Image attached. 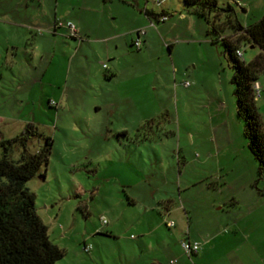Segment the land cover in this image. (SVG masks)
Returning a JSON list of instances; mask_svg holds the SVG:
<instances>
[{"label": "rangeland", "instance_id": "obj_1", "mask_svg": "<svg viewBox=\"0 0 264 264\" xmlns=\"http://www.w3.org/2000/svg\"><path fill=\"white\" fill-rule=\"evenodd\" d=\"M217 4H231L248 25L262 16L264 0ZM146 5L174 12L164 23L146 20L140 49L133 34L109 38L131 28L137 7ZM200 7L182 0H0V131L12 138L34 124L32 153L46 137L53 141L47 164L26 185L50 239L65 249L56 264H146L154 256L153 264H180L175 251L188 259L180 242L186 231L229 230L224 220L248 212L249 226L264 228V177L247 147L221 40L234 27L214 29L213 13L208 23ZM48 20L56 22L54 36L53 28L36 26ZM15 23L32 27L19 25L16 33ZM34 47L46 50L43 57ZM240 49L246 63L259 50L245 42ZM257 83L264 122V72ZM22 150L15 142L9 157L19 160Z\"/></svg>", "mask_w": 264, "mask_h": 264}, {"label": "trees", "instance_id": "obj_2", "mask_svg": "<svg viewBox=\"0 0 264 264\" xmlns=\"http://www.w3.org/2000/svg\"><path fill=\"white\" fill-rule=\"evenodd\" d=\"M185 5L201 3L196 12L211 22L213 28L232 25L234 32L229 37H222L225 52L232 62L236 97V111L244 121L243 132L247 147L258 162L259 178L264 177V122L256 106L253 87L258 75L264 72V12L262 16L242 25L235 8L231 4L218 6L217 0H182ZM146 15L159 19L170 13L145 9ZM219 19V21H216ZM223 19V20H221ZM241 42L256 45L261 49L250 62L246 63L236 54ZM171 48V45H168ZM38 134L34 124L28 123L20 134L12 138L4 137L0 131V264H56L65 255V249L50 239L48 226L39 216L35 199L36 194L28 188L27 181L40 172L47 164L53 141L45 138L44 145L37 152H29V140ZM15 142L23 147L21 157L15 161L9 157Z\"/></svg>", "mask_w": 264, "mask_h": 264}, {"label": "crops", "instance_id": "obj_3", "mask_svg": "<svg viewBox=\"0 0 264 264\" xmlns=\"http://www.w3.org/2000/svg\"><path fill=\"white\" fill-rule=\"evenodd\" d=\"M139 7V6H138ZM136 13L132 16L133 17V26L131 28L125 29L124 32H114L112 33L109 38L110 39H115L119 36H122L125 33L133 34V37L131 39V43L133 44L134 39L136 38V31L138 29H145L147 25L146 20L149 21V26L153 25V21L155 23L158 22H166L169 20L170 16L174 12L172 8H168L166 6H163L159 9L157 8H149L147 5L143 6L142 8H138ZM264 4H262L260 10L264 12ZM150 9L156 12H161L162 10H165L169 12L170 14L168 15V19L166 20H159V19H150L146 13L145 9ZM242 10L247 12L246 7L242 6ZM56 13L54 16V20L56 18ZM179 18L184 19L185 14L180 13ZM39 20L35 23H38ZM43 22L42 24H36V26H46L47 28L51 27L53 28V36L56 34V22L53 23L51 21H41ZM13 24L12 22H9ZM53 23V24H52ZM19 25H27V27H32L29 26V24H21V23H15L14 28L15 32L17 33ZM31 25V24H30ZM76 28V26H75ZM76 31L77 28H76ZM25 34V33H24ZM71 35V34H70ZM147 35V31L145 30V34L141 37L142 41L144 42L145 38ZM72 36V35H71ZM73 38H77V35L72 36ZM171 45L170 43L167 44ZM251 48H259L256 45L249 44ZM140 49V48H139ZM42 50V51H41ZM41 50L39 48L34 47L32 52H39L40 56L43 57V54H41L43 51L46 52L45 49ZM261 51L259 48L257 54ZM108 69V68H107ZM235 197V196H232ZM238 201V199L236 198ZM239 202V201H238ZM171 210L167 208V213H169ZM250 212L244 214L243 216H235L229 220H224L223 222L228 224L230 226L229 230L222 229L220 226L214 229H208V230H203V231H196L194 233H191L186 231L185 236L180 239V242L184 238H188L191 241H199L200 242V249L196 252L193 253L194 255L193 260L191 259V256H188L185 254L182 255L177 249L175 251V254L177 257H179V263L181 264L182 262L184 264H264V228L263 229H256L253 228L252 226H249L250 223L249 221L251 220V216L249 214ZM161 241V240H160ZM141 243L145 244L144 238L140 240ZM163 242V241H161ZM157 256H154L152 258L151 262H147L146 264H153V263H158ZM178 261L176 260V264Z\"/></svg>", "mask_w": 264, "mask_h": 264}, {"label": "built area", "instance_id": "obj_4", "mask_svg": "<svg viewBox=\"0 0 264 264\" xmlns=\"http://www.w3.org/2000/svg\"><path fill=\"white\" fill-rule=\"evenodd\" d=\"M168 19V16L167 15H162L159 17V20H166ZM66 27L70 30L71 32V35L74 36L76 35V29H75V26L72 22L68 21L66 23ZM136 38L134 39L133 41V45L139 49L141 47V42H142V39L141 37L145 34V29L141 28V29H138L136 31ZM236 54L239 56V57H243V51L242 49L240 48H237L236 49ZM105 68H107L106 65H104ZM253 93H254V97L256 98V96L259 95L260 91H259V87H258V83L257 81L255 82L254 84V87H253ZM102 221L103 222H106V219L104 217H102ZM166 224L168 226H174L175 222L173 220H166ZM200 242L199 241H191L189 240L188 238H184L181 240V246H182V249L184 251L185 254H187L188 256H191L193 253H196L199 249H200ZM91 249V245H87V244H84V250L86 252H89ZM170 264H176V259L175 260H172L170 262Z\"/></svg>", "mask_w": 264, "mask_h": 264}]
</instances>
